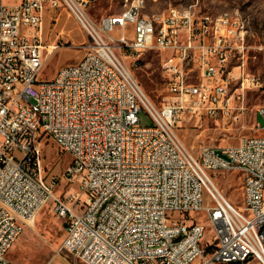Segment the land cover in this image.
<instances>
[{"label": "built area", "instance_id": "1", "mask_svg": "<svg viewBox=\"0 0 264 264\" xmlns=\"http://www.w3.org/2000/svg\"><path fill=\"white\" fill-rule=\"evenodd\" d=\"M128 1L95 19L91 0H0V264H15L9 250L50 202L65 219L60 250L86 264H264V134L196 155L177 132L187 115L240 116L229 63L245 56V23L193 5L151 16ZM61 6L94 41L41 79L45 13ZM151 48L166 52L159 105L127 63ZM46 137L71 155L63 194L44 175ZM215 170L240 174L242 205Z\"/></svg>", "mask_w": 264, "mask_h": 264}, {"label": "rangeland", "instance_id": "2", "mask_svg": "<svg viewBox=\"0 0 264 264\" xmlns=\"http://www.w3.org/2000/svg\"><path fill=\"white\" fill-rule=\"evenodd\" d=\"M14 4L20 0H2ZM133 0H129L130 5ZM147 13L164 12L170 6L193 5L199 12L213 14L229 12L237 15L248 29L245 56L237 55L229 63L234 78L231 90L235 104L241 106L238 119L212 117L200 118L187 115L177 126V132L189 149L198 155L202 145L218 149L236 145L245 135L264 134V116L259 107L264 106V0H144ZM126 0H91L87 12L92 18L104 14L122 12ZM46 60L40 73L41 79H51L58 69L78 61L85 53L93 38L86 28L64 6L48 9L44 20ZM53 46L54 49H53ZM53 49V51H51ZM166 54L156 48L147 50L137 60L127 59L131 72L148 97L158 105L167 94L162 58ZM239 65H242L239 67ZM243 77L248 78L242 84ZM142 124L152 122L146 111L140 114ZM259 125L263 126L262 128ZM44 175L54 182L55 192L63 194L71 185L66 169L71 155L62 150L51 138L43 140ZM212 177L219 189L236 205H242L241 178L237 172L215 170ZM65 219L47 204L34 222L25 225L23 232L8 252L15 264H86L72 253L60 250L64 236ZM212 236L210 228L205 240ZM247 264H260L251 260Z\"/></svg>", "mask_w": 264, "mask_h": 264}, {"label": "bare ground", "instance_id": "3", "mask_svg": "<svg viewBox=\"0 0 264 264\" xmlns=\"http://www.w3.org/2000/svg\"><path fill=\"white\" fill-rule=\"evenodd\" d=\"M145 7V1L142 0V13L151 15V16H158V15H162L163 12H152V13H147L145 12L143 9ZM175 9L177 12H186V7L185 6H178L175 5ZM214 16H218V17H225V22H232L233 21V15L229 14V12H223V13H218V14H213ZM55 46H53L54 49ZM53 49H51V51H53ZM34 222V221H33Z\"/></svg>", "mask_w": 264, "mask_h": 264}]
</instances>
